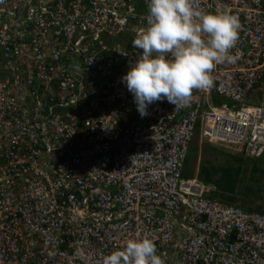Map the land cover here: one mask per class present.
<instances>
[{"label":"built area","instance_id":"obj_1","mask_svg":"<svg viewBox=\"0 0 264 264\" xmlns=\"http://www.w3.org/2000/svg\"><path fill=\"white\" fill-rule=\"evenodd\" d=\"M211 88L141 118L121 82L148 0H0V264H102L148 237L165 264H264V212L185 177L192 141L264 154V0Z\"/></svg>","mask_w":264,"mask_h":264},{"label":"clouds","instance_id":"obj_2","mask_svg":"<svg viewBox=\"0 0 264 264\" xmlns=\"http://www.w3.org/2000/svg\"><path fill=\"white\" fill-rule=\"evenodd\" d=\"M239 29L238 17L202 10L197 0H148L146 27L132 43L142 55L121 77L141 118L157 101L167 100L179 108L193 89L211 88L215 66L234 62L231 50L237 44ZM102 264L165 261L157 255L154 241L143 237L129 239L122 250L105 255Z\"/></svg>","mask_w":264,"mask_h":264},{"label":"rangeland","instance_id":"obj_3","mask_svg":"<svg viewBox=\"0 0 264 264\" xmlns=\"http://www.w3.org/2000/svg\"><path fill=\"white\" fill-rule=\"evenodd\" d=\"M190 147L198 150V156L188 160L186 163L185 175L188 176L197 175L199 167L203 164H207V162L215 165L225 164V158L212 153L209 149L210 147L222 149L227 153H232L231 151H233L223 146H212L208 144L200 139L198 133H196ZM257 165L259 167L257 172L251 173L250 169H248L242 173L234 194L235 199L232 203H236L248 209L264 212V159L260 160ZM247 167L249 168L250 166ZM246 187H250V191H246ZM216 197L222 200L224 199L219 194H216Z\"/></svg>","mask_w":264,"mask_h":264},{"label":"trees","instance_id":"obj_4","mask_svg":"<svg viewBox=\"0 0 264 264\" xmlns=\"http://www.w3.org/2000/svg\"><path fill=\"white\" fill-rule=\"evenodd\" d=\"M215 155H220L225 158V164L215 165L207 162L199 167L198 179L205 184H212L217 190V194L221 195L226 202L232 203L235 199V192L240 178L244 171L250 169L251 173L259 170L257 163L264 159V154L257 158L243 157L238 153H227L222 149L216 147L209 148ZM198 150L189 148L187 161L196 158ZM247 166H250L249 168ZM185 177H191L185 175ZM250 191V187L245 188Z\"/></svg>","mask_w":264,"mask_h":264}]
</instances>
